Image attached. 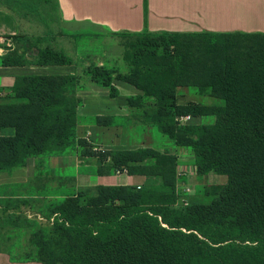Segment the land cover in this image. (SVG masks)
<instances>
[{
    "label": "trees",
    "instance_id": "16d2710c",
    "mask_svg": "<svg viewBox=\"0 0 264 264\" xmlns=\"http://www.w3.org/2000/svg\"><path fill=\"white\" fill-rule=\"evenodd\" d=\"M117 37L127 71L89 65L84 74L110 88L111 97L118 94L115 80L141 91V97L128 99L129 107L140 111L134 117L157 127L176 146L190 149L199 176L215 173L227 182L206 188L209 202L180 205L177 156L152 148L94 152L85 140H77L80 76L17 77L12 96L3 97L0 90V173L24 168L32 157L68 155L79 146L86 149L85 156L98 159L99 175L126 171L158 183L99 185L66 197L45 215V224L28 223L33 230L28 245L34 251L26 253L36 259L25 260L264 264V33ZM19 39L16 50L2 58L4 67L75 65L60 50L38 47L43 37ZM191 87L217 103L179 104V89ZM188 115L213 116L215 122H178ZM105 121L110 118L96 119ZM1 214L6 226L9 219L6 212ZM24 220L18 216L10 222L26 228Z\"/></svg>",
    "mask_w": 264,
    "mask_h": 264
},
{
    "label": "crops",
    "instance_id": "0c3cea01",
    "mask_svg": "<svg viewBox=\"0 0 264 264\" xmlns=\"http://www.w3.org/2000/svg\"><path fill=\"white\" fill-rule=\"evenodd\" d=\"M11 2L14 3L10 5L6 1H0L1 96H12V87L17 77L75 76L74 66L4 67L2 65V58L16 50L19 38L24 37L27 41L32 32L29 21L23 19V16L27 18L26 13L21 16L18 11L20 8L13 7L17 1ZM53 2L57 13L56 34L70 38L72 36H118L125 33H264V0H53ZM26 56L28 59L31 58L30 54L26 53ZM81 85L83 86L77 91V96L82 101V106L77 112L79 116L77 140L87 139L93 146H99L107 152L152 148L177 156V185L180 202L181 199L186 198L188 204L190 203L191 188L190 192L185 194L182 189L190 186L191 180L195 177L204 181L211 175H215L220 177L221 182L223 181L224 176L215 173L199 176L193 152L188 148L176 146L174 142L163 136L157 127L143 123L127 125L120 122L124 118L140 121L139 118L134 117L140 111L130 108L128 99L141 97L143 95L141 91L123 81L115 80L114 86L118 94L116 97H111L110 88L101 86L91 79L87 80L86 86L81 79ZM190 93L196 98L202 97L197 88H181L178 91V103L184 105L190 102H203L199 99L181 101L180 96L184 97ZM97 118H110V121L100 124L97 122L95 124L93 120L91 123H81L87 122L84 121L86 119L96 121ZM207 118L211 121L208 124L215 122V117L203 116L195 118L193 124L207 125L201 124V120ZM78 154L72 157L68 155L32 157L27 160L24 168L0 173L1 218H3L1 213L6 212L5 216L12 220L23 216V220L38 226L45 224L47 221L45 215L52 207L58 205L61 199L77 194L82 189H94L99 185L146 186L150 180L147 177L130 176L127 172L117 174L116 171L100 176L95 171L88 176L79 165ZM45 166L52 172L57 169L63 175L59 174L47 179L42 172L46 169ZM70 167H74V176H67L65 173ZM71 179L73 182L67 183ZM50 181L53 182L52 187L48 186ZM21 224H13L10 220L6 222L8 237L11 238L7 240L11 246L6 251L0 250V264H42L37 261L15 260L11 255L34 251L28 245L32 227L28 226V222L26 228Z\"/></svg>",
    "mask_w": 264,
    "mask_h": 264
},
{
    "label": "rangeland",
    "instance_id": "374dc122",
    "mask_svg": "<svg viewBox=\"0 0 264 264\" xmlns=\"http://www.w3.org/2000/svg\"><path fill=\"white\" fill-rule=\"evenodd\" d=\"M17 1V3L13 4L14 6L19 7L20 9V15L23 16L26 13L27 18L23 16V19L26 21H29L30 27L32 28L31 36L28 38L29 40L35 41L39 38L43 37L45 39L43 44L38 43L39 46H49L53 49L60 50L67 54L69 57H71L75 65V75L80 76L83 80L84 86H86L87 80H90L87 75L84 74L85 68H87L89 65H98V64H104L109 69L117 70L120 73H125L127 71L125 62L123 60L124 55V48L122 46V41L117 36H72L65 37V36H57V27H56V21H57V13L55 11V4L53 0L45 1V0H13ZM23 8V10H21ZM25 22V21H24ZM34 35V36H32ZM33 44H36L32 42ZM4 48V47H3ZM83 86L80 84V87ZM186 93V92H185ZM181 101H189V100H196L199 99L204 104H216L217 101L214 98L208 97L207 95H202V97L194 96V94L190 93L187 96H180ZM82 106H79V108ZM78 108V110H79ZM96 124V121L94 119H86L84 121L87 122H80L81 123H91V121ZM79 121V116H78ZM121 123H126L127 125H139L140 121H135L133 118L127 119L124 118L123 120H120ZM211 121L207 118L204 120H201V124H208ZM80 123V124H81ZM194 123V122H193ZM79 125V124H78ZM78 128L76 129V135H77ZM83 140V139H82ZM87 144L89 145L88 150L94 151V152H106L99 146H93L89 140L85 139ZM97 148V149H95ZM86 149H83L81 147H77L73 149L68 156H76L78 153V161L79 165L84 172H86V175H90V173H94L95 171L99 175V162L96 157L91 156H85L84 151ZM46 157V156H43ZM41 157V158H43ZM45 170H42V172L45 173V177L47 179L54 178L56 175H63L59 170H55L52 172L50 168H47L45 166ZM19 170V168L14 169ZM67 176H74V167H70V169H67V172H65ZM54 174V175H53ZM100 176V175H99ZM220 177H216L215 175H211L209 178H207L204 181H200L199 178L195 177L194 180H191L190 186H185L183 190V194L187 193L190 188V196H191V202L192 201H198V202H209L211 198L206 197L205 190L207 187L211 186H217V185H225L227 182L226 177L221 182L219 180ZM70 181L73 182V180H68L67 183ZM65 183V181H63ZM157 181L155 180H148L146 186H157ZM53 182L50 181L48 183V186L52 187ZM180 194V193H179ZM182 194V193H181ZM62 200V199H61ZM180 205H186V204H180ZM188 205V204H187ZM7 218V217H6ZM17 218V217H16ZM15 218V219H16ZM9 220H12L11 218H7ZM3 218L0 216V245L3 247L0 249H7L11 246L9 241L7 239H11L8 237V231L6 230V226H3L2 221ZM31 221V220H30ZM28 223H31L28 221ZM5 227V228H4ZM1 247V246H0ZM15 260H25L27 258H34L36 259V254H11Z\"/></svg>",
    "mask_w": 264,
    "mask_h": 264
},
{
    "label": "built area",
    "instance_id": "2783aa9c",
    "mask_svg": "<svg viewBox=\"0 0 264 264\" xmlns=\"http://www.w3.org/2000/svg\"><path fill=\"white\" fill-rule=\"evenodd\" d=\"M194 120H195V118L192 117V116H190V115H188V116H181V117L178 118V122L180 124H192ZM95 149H97V148H95ZM116 172H117V174L123 173L121 171H116ZM187 192H189V190ZM180 203L187 205L188 204V201L186 200V198H184V199H181V202Z\"/></svg>",
    "mask_w": 264,
    "mask_h": 264
}]
</instances>
